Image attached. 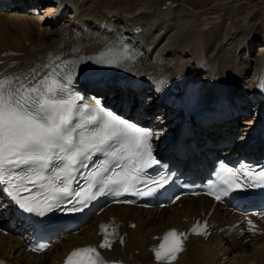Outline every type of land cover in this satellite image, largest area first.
Listing matches in <instances>:
<instances>
[{"label": "bare ground", "instance_id": "bare-ground-1", "mask_svg": "<svg viewBox=\"0 0 264 264\" xmlns=\"http://www.w3.org/2000/svg\"><path fill=\"white\" fill-rule=\"evenodd\" d=\"M46 4L47 8L39 12ZM60 9L63 10L61 15L68 12L70 16L55 28L61 19ZM263 12L264 0H0V20L4 18L10 24L9 29L5 27L10 30L8 35L0 28V77L24 74L32 80L31 73L35 69L39 73L36 80H40L66 60L103 61L107 58L113 61V52L121 46H116L118 42L134 43L137 39L142 46L135 48L132 60L101 73L93 81L91 92L99 91L101 81L109 85L112 80L116 83L115 98L127 93V97L133 94L134 98L137 93L148 95V109L152 110L157 106L153 93L167 89L166 109L154 120L155 125L162 124L159 129L165 130L167 140L178 132V125L168 126L178 115L172 104L194 84L192 88L206 90L210 108L221 102L220 98H227L236 111L246 112L238 121L240 133L234 123L224 132L232 137L236 135L235 144L229 138L228 144L231 149H237L250 127L259 120L264 104L257 93L264 78ZM251 70L253 81L237 90L236 83L241 78L245 80ZM125 78H139L148 88L133 93L121 89L122 85L117 82ZM98 95L107 98V93ZM241 95L240 100L234 98ZM251 101L256 107L248 110L246 105L253 103ZM253 111L255 114L251 117ZM188 121L189 117L182 120L179 124L182 129L188 126ZM223 126L226 125L213 126L206 137L218 136L217 130ZM182 202L181 207L162 209L112 205L78 231L60 232L53 245L40 256L26 252L15 232L7 236L0 234V258L14 264H60L61 257L70 248L96 242L100 218L116 216L123 221L127 240L123 246L114 243L111 250L104 251L111 260L119 259L128 264H264V234H246L239 231L238 223L211 235L207 241L191 237L188 248L176 254L175 259L154 260V253L149 249L156 243L154 234L170 226H186L183 217L199 215L201 204L206 212L210 205L204 196L186 198ZM0 216H8L4 221L16 218L7 204L0 206ZM235 217V212L219 206L210 219L222 226ZM128 220L134 221L136 227L127 228ZM22 225L19 223L17 227Z\"/></svg>", "mask_w": 264, "mask_h": 264}, {"label": "snow or ice", "instance_id": "snow-or-ice-1", "mask_svg": "<svg viewBox=\"0 0 264 264\" xmlns=\"http://www.w3.org/2000/svg\"><path fill=\"white\" fill-rule=\"evenodd\" d=\"M80 62H84L83 58ZM74 72L75 68H72L67 75H60L53 69L40 80H36L39 73L35 69L31 73L32 80L24 74L0 77V183L10 188L18 206L29 213L43 215L59 203H71V196L80 197L81 192L72 190L70 185L75 173L89 167L88 162L96 156L105 159L90 168L86 177L88 191L79 203L91 199L92 188L97 192L107 189L119 194L129 191L136 183L146 184L144 176L149 161L155 163L151 157L149 130L103 107L88 108L77 104L82 98L69 87ZM94 99L99 105V98ZM118 168L121 173H116ZM132 170L135 175L129 178L127 173ZM237 175L234 169L224 167L219 179L227 186L225 194L233 190ZM229 176L231 181L226 178ZM259 176L264 180V172ZM57 182L63 186H56ZM153 183L159 185L158 181ZM48 187L53 191L52 202L44 209L29 206L26 198L20 195V191L35 195L34 189L45 195ZM237 187L240 186L237 184ZM153 190L149 187L147 192L135 194L148 195ZM64 197L69 199L64 200ZM216 198L220 199L219 196ZM101 228L107 230L105 225ZM192 231L201 234L196 227ZM181 235L176 230L167 232L159 249L154 250L156 258L175 259L176 253L183 250ZM110 246L100 245L102 248ZM79 257H85L88 264H102L97 250L92 247L73 250L65 264H74Z\"/></svg>", "mask_w": 264, "mask_h": 264}, {"label": "rangeland", "instance_id": "rangeland-1", "mask_svg": "<svg viewBox=\"0 0 264 264\" xmlns=\"http://www.w3.org/2000/svg\"><path fill=\"white\" fill-rule=\"evenodd\" d=\"M48 4H46V5H44V8H43V6H41V8H40V11L39 12H43L44 11V9H46L47 7H45V6H47ZM67 15H61V19L59 20L60 22L59 23H57V24H55L54 25V27L56 28V27H59V26H61V25H63V23L64 22H66V20H68L69 19V13L68 12H65ZM264 14V12L261 14L262 16V18L261 19H264L263 18V15ZM242 17H240V19H241ZM2 20V21H1ZM0 20V28H2L3 27V29H1V31H2V33L4 32V35L6 34V33H8L9 34V32H10V30L8 31V29L10 28L9 27V23H8V20L6 21L4 18L3 19H1ZM4 20H5V22H4ZM61 20H63V22L61 21ZM248 19H246V23L245 24H247V21ZM258 20H260V18L258 19ZM244 21V20H243ZM7 22V23H6ZM4 24V25H3ZM6 24H8V26L6 25ZM251 26V25H250ZM5 27L7 28L8 27V29H5ZM248 27V26H247ZM5 30V31H4ZM8 34H6V35H8ZM29 42H31V41H29ZM169 58H170V56H168ZM167 57V58H168ZM184 59V58H183ZM183 59H181V62H182V60ZM183 63V62H182ZM193 67V66H192ZM253 70H251L249 73L247 72L246 73V75H247V78L244 80V79H240L237 83H236V86H238V87H236V89L238 90V89H242L243 88V86H244V83H246V85H248L249 83H251V81H253ZM252 78V79H251ZM248 82V83H247ZM147 87H148V85H147ZM240 97H242V95L241 96H234V98L236 99V100H240L241 98ZM149 101V100H148ZM254 101V100H253ZM253 101H251V102H253ZM251 104V103H250ZM253 105L255 104V102H253L252 103ZM256 107V106H255ZM254 108V107H253ZM161 114V113H160ZM159 115V114H158ZM242 117V116H241ZM243 118V117H242ZM241 118V119H242ZM248 118H251L250 116L248 117ZM156 119V118H155ZM238 125H240L241 126V124L239 123ZM236 136V135H235ZM235 136H233L234 138H235ZM237 136H239V135H237Z\"/></svg>", "mask_w": 264, "mask_h": 264}]
</instances>
